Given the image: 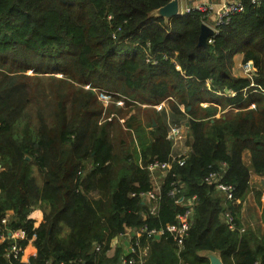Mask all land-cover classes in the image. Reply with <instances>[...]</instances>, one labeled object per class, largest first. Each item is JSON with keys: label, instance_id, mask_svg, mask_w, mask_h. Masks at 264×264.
<instances>
[{"label": "trees", "instance_id": "obj_1", "mask_svg": "<svg viewBox=\"0 0 264 264\" xmlns=\"http://www.w3.org/2000/svg\"><path fill=\"white\" fill-rule=\"evenodd\" d=\"M169 1L0 0V264L117 262L122 254L106 255L113 241L143 226L161 231L141 236L145 264H209L204 251L224 264H264V226L240 231L251 172L264 175V0L245 1L206 47L198 45L204 14L156 15ZM239 52L256 66L252 77L233 73ZM93 88L127 103L105 106ZM164 101L170 109L159 111ZM131 104H146L148 120L138 110L122 122ZM170 124H188L192 149L162 179L152 214L132 193L153 186L143 166L170 159ZM213 172L234 185V200L206 180ZM193 196L180 249L167 226ZM15 230L25 236L14 240ZM33 236L29 263L7 256Z\"/></svg>", "mask_w": 264, "mask_h": 264}, {"label": "built area", "instance_id": "obj_2", "mask_svg": "<svg viewBox=\"0 0 264 264\" xmlns=\"http://www.w3.org/2000/svg\"><path fill=\"white\" fill-rule=\"evenodd\" d=\"M245 1L247 0H227L219 3H214L213 1L209 0H201L193 3H187V5L182 9L180 8V14L186 15L191 13H203L204 20L203 23H206L210 27L213 28L214 32L207 38L208 44L214 43L216 40V36L219 34L220 29L222 26L227 25L230 23L232 18L245 10ZM252 4H260L263 0H248ZM153 59L156 62L155 58H152L148 55V60ZM242 69L245 77H252V75L257 70L256 66L254 65L253 61L248 60L244 61L242 64ZM251 85H255V83L251 82ZM89 85H86V88H89ZM96 92L98 99L102 101L105 106H109L111 104H116L120 107H124L127 103V99L124 98H116L117 93L108 91L105 89L93 88ZM264 90V88H263ZM206 105V104H204ZM158 110H163L164 105L160 103L156 106ZM188 124H170L168 129L167 138L172 142V148L179 142L188 138ZM191 145L189 146L187 153L175 154L170 152V159L161 161L159 159H154L153 161L149 162L145 167L150 172L151 179L153 177V186L148 190H143L140 192L132 193L133 196H139L144 201H149L150 203V213L155 214L158 209L159 200L161 198V182L157 179L156 171H162V178L164 179L168 171L171 169L174 161H179L180 163H184L185 156L191 151ZM140 164H142V160H140ZM224 164V163H223ZM221 174L218 172L211 173L206 180L209 183L216 182V188L220 190L226 200L232 201L234 200V191L235 187L232 184L222 182L220 180ZM179 191L178 186L174 183L173 188L170 191L171 196H177ZM196 196H193L185 202L184 204L187 206L183 212L178 213L175 223L169 224L167 226V230L173 236L177 245L180 249L184 247V239L188 235L192 221H193V213H194V205L196 203ZM183 197L177 200L178 203H182ZM223 217L227 225L230 229H236V215L230 211L225 210L223 213ZM3 222L6 223L7 219L4 218ZM241 232L244 231L242 228ZM11 237L16 240L19 239L20 236L24 234L21 230H15L10 232ZM146 233L148 236L153 235H161V231H157L156 229H149L147 226L140 227L136 230H130L122 235H127L131 238L132 241V252L123 255L121 257V264H142L143 256L146 254V249L141 247V236ZM25 236V235H24ZM5 239V235H2ZM22 238V237H21ZM100 245H97V249L100 250ZM23 247L18 244L16 241L12 243L10 246L7 256L10 258H20L22 254ZM254 264H261L260 260H256Z\"/></svg>", "mask_w": 264, "mask_h": 264}, {"label": "crops", "instance_id": "obj_3", "mask_svg": "<svg viewBox=\"0 0 264 264\" xmlns=\"http://www.w3.org/2000/svg\"><path fill=\"white\" fill-rule=\"evenodd\" d=\"M197 1H201V0H186L187 3H193V2H197ZM209 1H213L214 3H219V2H223V1H227V0H209ZM187 5V4H186ZM244 55L243 53L239 52L236 53L234 55V64H233V73L237 76H241V77H245L244 73H243V69H242V64L244 62ZM142 107L147 108L146 104H140ZM164 105V109L166 111H168L170 109L169 103L168 101H164L163 102ZM135 106V105H134ZM133 106V107H134ZM161 111V110H159ZM135 110L132 109L130 111V114L127 115L124 118H121V121L123 122L126 118H128L129 116H131V114H134ZM187 133H189V128L186 130ZM188 138H185L182 141H179L173 148H172V152L175 154H181V153H187L188 148L190 146V144L187 142ZM139 149V147H138ZM245 157H249V152H245L244 153V161L246 163H250V159L249 162H247L245 160ZM141 159V158H140ZM156 176L157 179L161 182L162 181V171L161 170H157L156 171ZM152 182H153V177H152ZM250 185H251V189L250 192L248 193L246 199L243 201L242 206H241V210H240V219L242 222V227L243 229H246V227H263L264 226V221L262 218V212H263V207H264V175L261 174H257L255 172H251L250 175ZM257 191H261V197H260V201L261 203L259 204L257 201ZM252 202V207H250L249 205H247V201H251ZM237 203H239V201H237ZM257 209L258 213H255L253 209ZM11 213V211H10ZM43 210L40 208H36L34 209L31 213H30V217L33 218L35 220V226H39L40 223L43 221ZM9 216V214H7V217ZM158 236V237H157ZM24 237V234L22 236H20V238ZM156 238H160V235H156ZM1 240L3 241L4 238L1 237L0 238V242ZM34 240H35V236H33L27 245H25L23 247L22 250V254L20 256V258H17V260H20L23 263H29L30 258L32 256H35L37 254V247L34 244ZM149 244V243H148ZM142 245L141 247H143L144 249H146V254L143 256V262L142 264H145L146 260H147V256H148V252H149V248L150 245ZM132 241L131 238L127 235H120L117 239H115L113 241V243L111 244L110 248H108L106 255L108 256L107 258L112 259L116 254L121 255L119 257V260L117 262L111 261L108 264H121V257L123 255H126L130 252H132ZM209 251H204L202 252L201 255L205 256L206 258L209 259V264H210V258H209Z\"/></svg>", "mask_w": 264, "mask_h": 264}, {"label": "water", "instance_id": "obj_4", "mask_svg": "<svg viewBox=\"0 0 264 264\" xmlns=\"http://www.w3.org/2000/svg\"><path fill=\"white\" fill-rule=\"evenodd\" d=\"M180 0H170L165 5L155 10V14L165 18L166 20L171 19L175 16H181L180 14ZM214 32L213 28L202 23L201 32L199 35V46L206 47L208 45L207 38ZM158 237V236H157ZM210 264H224L221 256L218 252L209 251Z\"/></svg>", "mask_w": 264, "mask_h": 264}, {"label": "rangeland", "instance_id": "obj_5", "mask_svg": "<svg viewBox=\"0 0 264 264\" xmlns=\"http://www.w3.org/2000/svg\"><path fill=\"white\" fill-rule=\"evenodd\" d=\"M186 4H187L186 0H180V8L183 9V8L186 6ZM58 75H59V74H58ZM59 76H60V75H59ZM135 105H136V106H134V105L131 104V105L129 106V107H130V110L127 111L125 117H126L127 115L130 114V111H131L132 109H134L135 112L138 111V110L141 111V117L144 118L145 121H147V120H148V116H146V113H145V115H144V109H146V108H144V107H142L141 105H138V104H135ZM117 106H118V105H117ZM133 106H134V107H133ZM113 108H114V107H113ZM113 108H112V109H113ZM123 109H127V108H123ZM113 111L116 112V110H114V109H113ZM135 112H134V113H135ZM245 160H246L247 162H249V157H247V158L245 157ZM36 170H37V169H36ZM36 174H38V173L36 172ZM252 202H253V200H251L250 202L247 201V205H249L250 207H252ZM253 210H254L255 213H258L257 209L254 208ZM7 218H8V217H7ZM7 218H6V219H7Z\"/></svg>", "mask_w": 264, "mask_h": 264}]
</instances>
